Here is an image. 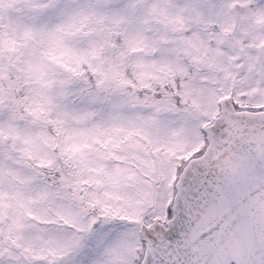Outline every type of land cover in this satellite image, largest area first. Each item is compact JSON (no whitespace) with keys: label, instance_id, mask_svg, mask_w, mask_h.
I'll list each match as a JSON object with an SVG mask.
<instances>
[{"label":"snow or ice","instance_id":"6c2138e0","mask_svg":"<svg viewBox=\"0 0 264 264\" xmlns=\"http://www.w3.org/2000/svg\"><path fill=\"white\" fill-rule=\"evenodd\" d=\"M0 264H264V0H0Z\"/></svg>","mask_w":264,"mask_h":264}]
</instances>
